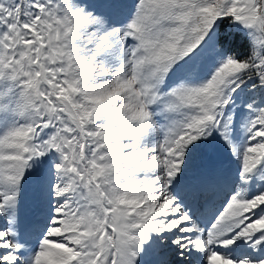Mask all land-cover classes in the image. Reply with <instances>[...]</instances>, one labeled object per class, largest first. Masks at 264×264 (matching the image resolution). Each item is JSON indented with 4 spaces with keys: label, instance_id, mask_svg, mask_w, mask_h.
<instances>
[{
    "label": "snow or ice",
    "instance_id": "snow-or-ice-1",
    "mask_svg": "<svg viewBox=\"0 0 264 264\" xmlns=\"http://www.w3.org/2000/svg\"><path fill=\"white\" fill-rule=\"evenodd\" d=\"M0 264H264V0H0Z\"/></svg>",
    "mask_w": 264,
    "mask_h": 264
}]
</instances>
